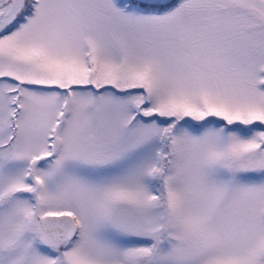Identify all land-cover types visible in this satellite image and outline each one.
Returning a JSON list of instances; mask_svg holds the SVG:
<instances>
[{
  "label": "snow or ice",
  "instance_id": "6c2138e0",
  "mask_svg": "<svg viewBox=\"0 0 264 264\" xmlns=\"http://www.w3.org/2000/svg\"><path fill=\"white\" fill-rule=\"evenodd\" d=\"M0 264H264V0H0Z\"/></svg>",
  "mask_w": 264,
  "mask_h": 264
}]
</instances>
